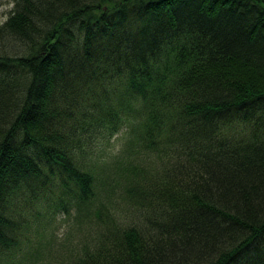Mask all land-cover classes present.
Wrapping results in <instances>:
<instances>
[{
  "label": "trees",
  "instance_id": "obj_1",
  "mask_svg": "<svg viewBox=\"0 0 264 264\" xmlns=\"http://www.w3.org/2000/svg\"><path fill=\"white\" fill-rule=\"evenodd\" d=\"M11 2L0 264H264V0ZM57 183L95 235L46 254Z\"/></svg>",
  "mask_w": 264,
  "mask_h": 264
},
{
  "label": "rangeland",
  "instance_id": "obj_2",
  "mask_svg": "<svg viewBox=\"0 0 264 264\" xmlns=\"http://www.w3.org/2000/svg\"><path fill=\"white\" fill-rule=\"evenodd\" d=\"M11 0H0V25H2L8 18L10 14V9L12 7ZM124 133L119 132L113 138V143L105 148L106 153H111L112 151L117 152L124 142ZM100 151L93 160L87 159L89 162L97 163L99 166L97 168H103L104 161L100 155ZM106 155V154H105ZM93 157V156H92ZM108 158V156L106 155ZM57 187L53 191L44 194L45 199L41 201L39 207H37L36 202L33 203L31 208L26 211L28 219L35 223V225L40 226V229H44L46 233V239L43 251L47 254L48 243L52 244L54 248L72 247L77 245L81 240L85 238H90L91 235H95V226H80L77 223V213L74 204L69 201L71 198L68 192L69 188H65L61 183L56 184ZM74 186V185H72ZM65 200L68 210L63 209L61 202ZM37 228V227H36ZM35 228V230H36ZM34 230V231H35ZM48 256H44V259L49 260Z\"/></svg>",
  "mask_w": 264,
  "mask_h": 264
}]
</instances>
